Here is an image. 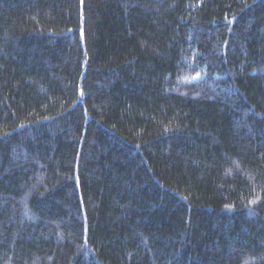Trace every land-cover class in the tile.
Listing matches in <instances>:
<instances>
[{
	"label": "trees",
	"instance_id": "1",
	"mask_svg": "<svg viewBox=\"0 0 264 264\" xmlns=\"http://www.w3.org/2000/svg\"><path fill=\"white\" fill-rule=\"evenodd\" d=\"M0 264H264V0H0Z\"/></svg>",
	"mask_w": 264,
	"mask_h": 264
}]
</instances>
